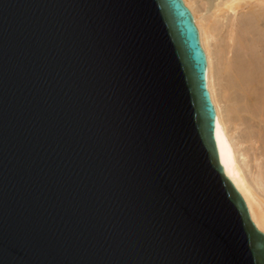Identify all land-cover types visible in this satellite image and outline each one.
Listing matches in <instances>:
<instances>
[{"label": "water", "instance_id": "1", "mask_svg": "<svg viewBox=\"0 0 264 264\" xmlns=\"http://www.w3.org/2000/svg\"><path fill=\"white\" fill-rule=\"evenodd\" d=\"M207 65L183 0H0V264H264Z\"/></svg>", "mask_w": 264, "mask_h": 264}, {"label": "bare ground", "instance_id": "2", "mask_svg": "<svg viewBox=\"0 0 264 264\" xmlns=\"http://www.w3.org/2000/svg\"><path fill=\"white\" fill-rule=\"evenodd\" d=\"M183 1L194 16L207 56V86L216 109L215 140L219 161L225 176L232 177L236 189L247 201L256 228L264 233V165L260 164L261 158L264 160V75L257 83L243 66L233 72L226 59L228 48L237 42L238 32L245 26L254 28L260 42H264V0ZM231 71L234 75L230 78ZM244 114L260 127L251 143L254 146L263 143L255 147L258 154L254 173V168L246 162L250 154L242 153L244 143L237 141L231 130V126L237 130L243 125Z\"/></svg>", "mask_w": 264, "mask_h": 264}, {"label": "rangeland", "instance_id": "3", "mask_svg": "<svg viewBox=\"0 0 264 264\" xmlns=\"http://www.w3.org/2000/svg\"><path fill=\"white\" fill-rule=\"evenodd\" d=\"M251 29H252V31H251ZM253 30H254V28H250L248 26H245L243 28V30H241V33H240V31L238 32V37H240V38H238L237 42H235L234 44L231 43V47L228 48L229 50L227 49L228 51L226 54V59H227L229 65L231 66V68L233 69V72H234V70L238 71L239 68L241 69L240 66H243L249 72V74L250 73L252 74L253 79L256 80V82L258 83V81L260 82L263 75H264V42H262V41L260 42L261 39H258L260 37L258 35H256L257 33ZM248 31H250V32H248ZM254 35H255V37H254ZM224 38H225V35H224ZM229 46H230V44H229ZM244 68H243V70H244ZM233 72L231 71L230 78L233 77V75H234ZM253 74H255V75H253ZM260 88L262 89L261 85L259 86V89ZM236 97H237V100H240V97H241L240 93H237ZM243 117H242V121H243L242 124L243 125H241V127L237 130L234 126H231V130H232L234 136L236 137L237 141H241L242 143H244L240 150L241 151L243 150L242 153L244 152L245 154H247V153H248V155L250 154L249 158L247 159L246 162L248 164L250 163L249 165H251V167L254 168L257 165L256 162H254L255 155H256V153L258 154V152H256V150H255V147L256 146L261 147L264 142L261 143V146H260V144L254 146L251 143L252 136L254 135V133L256 134L258 132L260 127L256 126L255 122L252 121V119L249 115L244 114ZM263 136H264V134H263ZM263 138H262V140L264 141ZM259 154H261L260 151H259ZM260 164L264 165V160L262 161V158L260 160ZM254 170H255V168L252 170L253 173H254Z\"/></svg>", "mask_w": 264, "mask_h": 264}]
</instances>
